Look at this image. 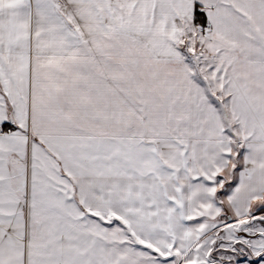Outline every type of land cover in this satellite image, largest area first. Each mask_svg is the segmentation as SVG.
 Masks as SVG:
<instances>
[{"label": "snow or ice", "instance_id": "6c2138e0", "mask_svg": "<svg viewBox=\"0 0 264 264\" xmlns=\"http://www.w3.org/2000/svg\"><path fill=\"white\" fill-rule=\"evenodd\" d=\"M0 264H264V0H0Z\"/></svg>", "mask_w": 264, "mask_h": 264}]
</instances>
